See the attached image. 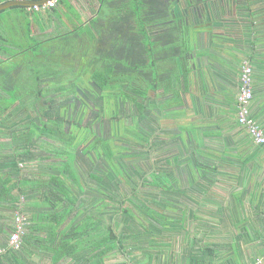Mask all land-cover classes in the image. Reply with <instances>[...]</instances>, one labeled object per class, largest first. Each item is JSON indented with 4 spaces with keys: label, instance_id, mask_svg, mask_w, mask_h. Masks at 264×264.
I'll return each mask as SVG.
<instances>
[{
    "label": "crops",
    "instance_id": "obj_1",
    "mask_svg": "<svg viewBox=\"0 0 264 264\" xmlns=\"http://www.w3.org/2000/svg\"><path fill=\"white\" fill-rule=\"evenodd\" d=\"M8 1L0 0V4ZM100 6L99 0H57L55 7L43 12L18 6L0 10V111L14 100L21 105L27 90L37 97L46 74L48 78L54 72L58 83L69 77L71 59L60 66L30 62L39 55L36 43L56 40L65 33L85 40L80 36L90 37L91 28L89 34L83 28L79 37L78 30H72L94 19ZM258 40L250 39L249 51L244 44L237 45L253 67L250 115L264 131V36ZM214 42L206 34L194 47L192 43L185 77L170 83L179 84V93L167 95L157 90L159 100L168 102L169 111L175 114L158 113L151 137L156 145L164 142L170 147L169 155L177 138L188 136H193V146L201 154L239 157L240 152L239 162L231 169L234 178L197 179L198 186L193 187L182 167L170 165L157 154L158 164L151 167L149 176H163L162 200L179 201L176 214L161 225L132 207L136 194H149L137 179L112 183L101 176L88 178L89 173L80 167L70 168V172L72 168L82 172L72 178L63 165L29 164L22 169L0 163V178L5 180L0 183V264H253L257 259L264 264V148L238 123L233 105L220 107L211 115L212 94L206 99L204 89L215 75L208 77L203 54L215 48ZM51 57L54 60L55 54ZM236 73L239 75L237 69ZM238 81L233 79L232 86L227 85L235 97H229L232 102L236 101ZM8 112L3 114L8 117L12 111ZM234 131L237 134L231 135ZM17 134L0 133V154L12 158L23 151V140ZM26 149L31 150L32 145ZM142 171L139 167L140 175ZM16 215L24 218L17 249L9 240Z\"/></svg>",
    "mask_w": 264,
    "mask_h": 264
},
{
    "label": "flooded vegetation",
    "instance_id": "obj_2",
    "mask_svg": "<svg viewBox=\"0 0 264 264\" xmlns=\"http://www.w3.org/2000/svg\"><path fill=\"white\" fill-rule=\"evenodd\" d=\"M105 9L101 49L67 52L65 58L75 63L67 79L58 83L54 72L48 78L46 74L37 97L26 91L21 105L14 100L2 107L0 133H18L23 151L12 158L0 154L1 164L22 169L29 164H58L64 159L43 153L53 154L61 145L68 151V143L75 146L73 158L62 165L80 167L88 178L101 176L118 183L149 177L151 167L158 164L157 154L167 158L171 149L164 142L156 145L151 137L154 117L173 113L168 102L159 100L157 90L179 93V84L170 83L185 77L192 43L194 47L200 36L209 34L220 49L223 34L229 45L244 44L249 51L250 39L264 36V0H165L155 3L147 17L129 21L133 28L127 17L108 15L109 2ZM249 60L244 56L238 62L239 76ZM4 110L12 113L6 117ZM71 166L66 174L82 176L75 168L70 172Z\"/></svg>",
    "mask_w": 264,
    "mask_h": 264
},
{
    "label": "water",
    "instance_id": "obj_3",
    "mask_svg": "<svg viewBox=\"0 0 264 264\" xmlns=\"http://www.w3.org/2000/svg\"><path fill=\"white\" fill-rule=\"evenodd\" d=\"M48 0H34V1H25V0H9L3 4H0V10L9 8L12 6H30L35 4H43ZM212 34V33H211ZM222 37V46H219L220 49L215 48H208L203 56L206 59V63L208 67L206 68V72L208 77H212L215 75L214 80H211L206 85L204 89L207 93V98L209 99V95H211V106L212 112L211 115H214L218 112V108L223 107H235L237 113V100L232 102L229 97H233L234 95L231 93L229 87L227 85L232 86L231 80L239 79L240 76L236 73V69L238 70V58L244 57L241 49L236 44L229 45L226 38L223 37V34L220 35ZM216 71V72H214ZM195 73V72H194ZM194 73H192V77H194ZM196 76V75H195ZM226 80V83L222 81ZM222 83L223 85L219 84ZM210 93V94H208ZM233 95V96H232ZM235 98V97H233ZM231 135H236L237 131L230 132ZM194 135V134H193ZM191 137H186L183 140L182 138H177L175 144H173V150L170 152V155L166 158L170 165L177 167H182L184 169V174L186 180L190 185L193 187L198 186L197 179L205 178L211 181L215 180H222L226 181L228 178H234L235 174L231 169H233V165L236 162H239L238 159L241 157H235L236 155H222L218 158L214 156L201 154L198 152L195 147L193 146L195 142ZM225 139V136H222ZM233 153H236L234 151ZM160 158L163 155L158 153ZM185 156V158H184ZM244 157V156H242ZM240 160V159H239ZM242 160V158H241ZM235 166V165H234ZM173 168V170L175 169ZM174 172H176L174 170ZM159 173V172H157ZM168 177V175H166ZM157 178L144 177H137L136 179L139 181V185H143L145 190H148L149 194H142L134 196V204H132L135 210H139V214L142 216H146L148 218H152L153 220L158 221L159 224L164 225L167 219H172L173 216L176 214V210L178 206L176 205L178 202L177 200H169L165 199L162 200L161 195L165 193V184L162 181L163 176H155ZM134 178V181L136 180ZM128 182L130 183L133 179L128 178ZM133 181V182H134ZM156 182V183H155ZM118 183H120L118 181ZM158 196V197H157ZM152 210H151V208Z\"/></svg>",
    "mask_w": 264,
    "mask_h": 264
},
{
    "label": "trees",
    "instance_id": "obj_4",
    "mask_svg": "<svg viewBox=\"0 0 264 264\" xmlns=\"http://www.w3.org/2000/svg\"><path fill=\"white\" fill-rule=\"evenodd\" d=\"M119 1H121V3H122L121 6H118ZM163 1H165V0H112V1H110V0H99V2L101 3V6L97 10L96 17L94 19H91L88 24L87 23L86 24H84V23L79 24L76 27V29L72 30V31L78 30V33L76 34V36L79 37L80 31H83L84 29H86L88 31V34H89V32H90L89 28H91L93 31L90 34V37L88 36L89 37V40H88L89 41V47L90 48L95 47V48L101 49L102 36H103V31H104L103 21L107 15L105 5L108 2L110 4V9H109L108 15L111 18L116 17L118 15L127 17L129 19L127 22L128 25L130 26V28H133V24L130 23L129 21L133 22V20L135 18L137 19L138 17H147L148 13L150 12L149 10L154 8V4L157 2H163ZM18 7L26 8V6H18ZM158 8L160 9L161 5ZM140 10H142V12ZM84 32H85V30H84ZM56 38H57L56 40L47 39L44 42H37L36 43L37 48H35V50L37 52H39V55H38L39 57L36 56V57L30 58V62H34V64H35V60L41 61V62H44L45 66L51 65V64H53V62H55V64L66 63L65 57L67 55V52H70L72 49H74L77 46H81L80 43H82L81 40H79L75 36H72L69 33L60 34ZM44 44L46 45V48L43 50L42 46H44ZM42 52L44 54H42ZM51 54H53V55L55 54L56 59L53 60L51 57L53 55H51ZM35 75H36V73H35ZM38 76L39 77L41 76L40 72H39ZM58 76H59V74H58ZM23 91L25 92L26 90L24 89ZM23 91H22V93H23ZM66 172H69L68 169L66 170ZM4 182H5V180L3 178H0L1 185ZM10 195H11L10 198L13 199L14 196L12 194H10Z\"/></svg>",
    "mask_w": 264,
    "mask_h": 264
},
{
    "label": "built area",
    "instance_id": "obj_5",
    "mask_svg": "<svg viewBox=\"0 0 264 264\" xmlns=\"http://www.w3.org/2000/svg\"><path fill=\"white\" fill-rule=\"evenodd\" d=\"M34 1V0H25ZM57 0H48L43 5H32L28 7V10H40L44 8L54 7ZM252 75L253 67L251 64L244 62L241 66L240 71V82L237 100V121L238 123L246 128V131L253 142L264 148V131L257 121L250 115L249 103L253 96L252 91ZM24 218L21 215H16L14 219V229L10 234L9 240L13 248L17 249L20 247L21 240L20 236L23 232ZM125 264H131L130 262ZM253 264H262V260L257 259Z\"/></svg>",
    "mask_w": 264,
    "mask_h": 264
},
{
    "label": "rangeland",
    "instance_id": "obj_6",
    "mask_svg": "<svg viewBox=\"0 0 264 264\" xmlns=\"http://www.w3.org/2000/svg\"><path fill=\"white\" fill-rule=\"evenodd\" d=\"M110 1H112V0H110ZM47 2V1H46ZM44 4V3H43ZM43 4H36V5H43ZM57 4V3H56ZM122 5V3H121V1H119L118 2V6H121ZM30 6H32V5H30ZM30 6H26V8L28 9V7H30ZM56 6V5H55ZM54 6V7H55ZM117 6V5H116ZM51 8H53V7H51ZM51 8H44V9H40V10H30V11H34V12H43V11H45L46 9L47 10H49V9H51ZM82 11V10H81ZM83 15H84V17H88L90 14H89V12L87 11V10H84L83 12ZM80 38H85V40H81L82 41V43H80L81 44V46H77V47H75L74 48V51H75V53H77V54H85V53H87L89 50H93V49H95V47L94 48H90L89 47V41H88V37L87 36H80ZM62 54V53H61ZM89 54H91L90 52H89ZM94 54V53H93ZM79 56V55H78ZM62 57V56H61ZM77 62H80V59L79 60H77ZM75 65V63H72V65ZM78 64V63H77ZM71 65V66H72ZM57 66H60V64L58 63L57 64ZM30 74H32V73H30ZM61 82V81H60ZM33 90H35V89H33ZM39 89H37V91H38ZM159 90V89H158ZM27 91H29V90H27ZM30 100V99H29ZM108 110H107V108H106V106H105V111H104V115H107L108 114V112H107ZM175 113L173 112V114L172 115H174ZM167 117H170V115H167ZM63 139V138H62ZM195 140H196V138H195ZM65 143V142H64ZM65 144H67L68 145V147H69V150L68 151H66L67 150V148L64 146V145H61V147L60 148H55V150H54V153L53 154H55V155H53L52 153H50V152H48L47 151V153H43V157H47V158H63L64 159V162H61L59 159H58V164H56V165H58L59 167L58 168H61L62 167V163L63 164H66L65 163V160H69V162H70V160H71V158H73V152H74V150H75V146L74 145H70V144H68V143H65ZM59 150V151H58ZM10 157V156H9ZM69 162L67 163V165H66V167H68V166H71V164H69ZM21 167V166H20ZM72 167V166H71Z\"/></svg>",
    "mask_w": 264,
    "mask_h": 264
}]
</instances>
